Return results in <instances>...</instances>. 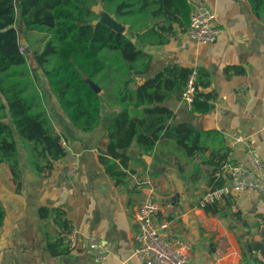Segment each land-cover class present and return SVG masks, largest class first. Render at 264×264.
<instances>
[{"label":"trees","instance_id":"1","mask_svg":"<svg viewBox=\"0 0 264 264\" xmlns=\"http://www.w3.org/2000/svg\"><path fill=\"white\" fill-rule=\"evenodd\" d=\"M247 1L264 22V0ZM98 3L127 27L125 34L95 23L98 17L92 9ZM191 11L189 0H0V166L7 168L17 193L24 169L47 178L67 156L38 86L40 74L74 132L92 134L105 128L106 150L99 160L111 179L123 181L120 166H126L129 157L121 152L136 145L140 154L164 167L180 162L178 154L199 160L210 168L211 189L225 184L223 167L235 162L223 134L190 123L172 125L175 114L165 106L173 97L182 99L196 71L190 112L210 113L216 94L202 91L211 84L210 73L172 64L143 83L137 81L153 62L145 47L167 45L177 30L187 32ZM21 35L33 42L31 56L20 44ZM234 69L241 71L226 72ZM201 172L200 165L195 166L194 175ZM215 206L205 211L212 213ZM5 216L0 200V228ZM38 217L55 229L54 235L44 232L45 250L54 257L70 255L66 235L73 226L66 212L42 206Z\"/></svg>","mask_w":264,"mask_h":264},{"label":"crops","instance_id":"2","mask_svg":"<svg viewBox=\"0 0 264 264\" xmlns=\"http://www.w3.org/2000/svg\"><path fill=\"white\" fill-rule=\"evenodd\" d=\"M189 1L211 9L223 34L213 43L197 44L187 32L177 30L169 44L146 46L153 62L137 81L143 83L172 64L206 69L211 84L202 91L216 94L214 109L204 115L192 114L185 101L173 97L165 103L175 114L171 124L190 123L200 130L219 131L235 163L247 164L248 144L262 159L258 177L264 183V22L254 16L247 0ZM226 68L241 71L226 72ZM59 132L67 143V156L49 177L24 169L20 193L8 177L0 181V200L6 212L0 228V264H142L133 257L135 213L149 186H154L163 205L157 220L169 222L164 234L191 243L190 264H264V193H232L207 213L198 204L211 190L210 168L201 166L199 160L178 154L180 162L164 167L133 145L121 152L129 160L120 166L125 177L118 183L99 160L106 150L104 127L86 135L74 132L70 125ZM233 135L244 142L234 141ZM72 164L77 166L74 176L69 174ZM197 165L202 172L194 175ZM42 206L62 208L77 229V245L70 255L54 257L45 250L44 232L54 235L55 229L40 221L38 209ZM90 238L109 252L104 262L92 258Z\"/></svg>","mask_w":264,"mask_h":264},{"label":"built area","instance_id":"3","mask_svg":"<svg viewBox=\"0 0 264 264\" xmlns=\"http://www.w3.org/2000/svg\"><path fill=\"white\" fill-rule=\"evenodd\" d=\"M192 11L190 15L187 34L189 38L197 44H207L215 42L224 29L215 24V14L206 5L200 2L191 3ZM196 71L190 76L182 100L189 106L193 102L195 95L194 82ZM264 130V127H263ZM233 140L244 142L241 137L233 135ZM62 146L67 149V143L62 140ZM245 155L247 164L229 163L223 167L222 176L225 184L217 189L208 190L200 199L198 208L205 210L206 207L221 203L232 193L243 191H259L264 193V183L259 179L258 173L263 167V162L256 151L245 145ZM77 166L72 164L69 174L74 176ZM163 205L157 199L154 186H149L145 191L143 202L135 213L137 229L133 240L136 244L133 257L142 264H190L192 261V245L188 240H181L177 237L167 236L164 233L169 230L167 219L157 220V215L162 211ZM78 241V231L73 226L66 235V242L69 249L76 248ZM88 248L92 258L97 263L104 262L109 252L101 243L93 238L88 239ZM242 264H261L242 263Z\"/></svg>","mask_w":264,"mask_h":264},{"label":"rangeland","instance_id":"4","mask_svg":"<svg viewBox=\"0 0 264 264\" xmlns=\"http://www.w3.org/2000/svg\"><path fill=\"white\" fill-rule=\"evenodd\" d=\"M21 38L25 39V37L23 35H21L20 39ZM25 42L27 43L28 47L30 45H32L31 43H33V42H27L26 39H25ZM27 55L31 56V50H30V53ZM29 63L31 65V61ZM38 86H39L41 92L43 93L46 108L50 112V115L53 119V122L55 124L57 131H61V130L69 127L70 122L67 119L65 120V118L63 117L64 115L62 114L61 110L59 109L55 98L51 94L45 78L41 74H40ZM109 114H110V111H107L106 115L108 116ZM104 119H105V116H104ZM22 157H24L23 153H22ZM7 177L10 179L7 168L4 165L0 166V181L1 182L4 181Z\"/></svg>","mask_w":264,"mask_h":264},{"label":"water","instance_id":"5","mask_svg":"<svg viewBox=\"0 0 264 264\" xmlns=\"http://www.w3.org/2000/svg\"><path fill=\"white\" fill-rule=\"evenodd\" d=\"M92 10L98 17V19L95 21V23L103 24L116 33H120V34L126 33L127 27L124 24H122L121 22H119L116 19L115 15L107 12L103 8V5L101 3H98L95 7H93ZM127 38H129L132 42H135V40L132 39L130 35H127ZM20 44H21L23 50H25V52L27 54H29L30 49H29L27 43L25 42V39L21 38ZM92 88L97 94L101 93V90L97 85H93ZM81 134L86 135L84 133H81Z\"/></svg>","mask_w":264,"mask_h":264}]
</instances>
